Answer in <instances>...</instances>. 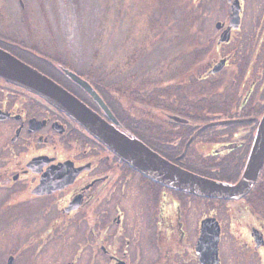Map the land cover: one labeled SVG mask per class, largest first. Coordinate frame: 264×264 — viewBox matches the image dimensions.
<instances>
[{"label": "flooded vegetation", "instance_id": "af4514ba", "mask_svg": "<svg viewBox=\"0 0 264 264\" xmlns=\"http://www.w3.org/2000/svg\"><path fill=\"white\" fill-rule=\"evenodd\" d=\"M194 1L196 45L188 68L171 84L152 80V87L141 88L139 75L122 71L114 58L103 61L99 51L79 58L62 26H14L0 34V48L170 162L235 184L264 117V0ZM0 193L1 207L25 205L15 220L43 219L51 238L82 236L81 244L108 264H264V165L240 200L169 188L121 160L62 111L1 77ZM222 212L243 221L235 234L250 249H227Z\"/></svg>", "mask_w": 264, "mask_h": 264}, {"label": "rangeland", "instance_id": "374dc122", "mask_svg": "<svg viewBox=\"0 0 264 264\" xmlns=\"http://www.w3.org/2000/svg\"><path fill=\"white\" fill-rule=\"evenodd\" d=\"M195 10L194 0H0V34L14 26H62L79 58H93L95 51L103 61L114 58L122 71L139 75L136 84L143 88L152 80L171 84L181 68H188L196 45ZM20 203L0 206L1 259L14 255L15 264H108L81 244L86 242L82 236L51 238L43 219L15 220L25 208ZM222 217L227 249L234 244L240 251L250 249L242 234H235L243 221L224 212Z\"/></svg>", "mask_w": 264, "mask_h": 264}, {"label": "water", "instance_id": "95a60500", "mask_svg": "<svg viewBox=\"0 0 264 264\" xmlns=\"http://www.w3.org/2000/svg\"><path fill=\"white\" fill-rule=\"evenodd\" d=\"M217 71L216 68L212 70V72ZM68 73L95 98L103 102L85 80L74 73L69 71ZM0 77L35 94L62 111L83 126L121 160L153 181L169 188L199 197L240 200L254 187L264 165V117L247 167L241 179L231 184L184 169L165 159L143 142L121 133L62 85L2 48H0ZM44 185L46 183H43L41 188ZM14 262V257L10 256L7 264H14Z\"/></svg>", "mask_w": 264, "mask_h": 264}, {"label": "trees", "instance_id": "16d2710c", "mask_svg": "<svg viewBox=\"0 0 264 264\" xmlns=\"http://www.w3.org/2000/svg\"><path fill=\"white\" fill-rule=\"evenodd\" d=\"M191 57V56H190ZM226 179H228V178H226Z\"/></svg>", "mask_w": 264, "mask_h": 264}]
</instances>
